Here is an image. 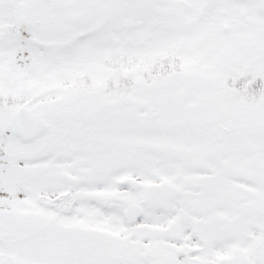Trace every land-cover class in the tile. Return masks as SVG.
I'll list each match as a JSON object with an SVG mask.
<instances>
[{"label": "snow or ice", "instance_id": "snow-or-ice-1", "mask_svg": "<svg viewBox=\"0 0 264 264\" xmlns=\"http://www.w3.org/2000/svg\"><path fill=\"white\" fill-rule=\"evenodd\" d=\"M0 264H264V0H0Z\"/></svg>", "mask_w": 264, "mask_h": 264}]
</instances>
